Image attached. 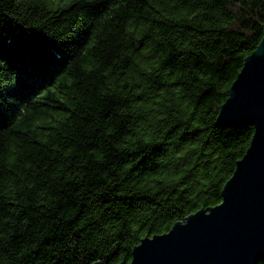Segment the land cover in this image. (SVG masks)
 I'll list each match as a JSON object with an SVG mask.
<instances>
[{
  "label": "trees",
  "instance_id": "obj_1",
  "mask_svg": "<svg viewBox=\"0 0 264 264\" xmlns=\"http://www.w3.org/2000/svg\"><path fill=\"white\" fill-rule=\"evenodd\" d=\"M0 10L13 25L0 27V264L76 250L129 264L144 238L221 203L254 129L216 117L261 42L264 0Z\"/></svg>",
  "mask_w": 264,
  "mask_h": 264
},
{
  "label": "water",
  "instance_id": "obj_2",
  "mask_svg": "<svg viewBox=\"0 0 264 264\" xmlns=\"http://www.w3.org/2000/svg\"><path fill=\"white\" fill-rule=\"evenodd\" d=\"M216 124L254 129L249 147L223 186L225 203L188 215L168 233L144 238L134 247L129 264L264 262V27L261 42L245 58Z\"/></svg>",
  "mask_w": 264,
  "mask_h": 264
},
{
  "label": "snow or ice",
  "instance_id": "obj_3",
  "mask_svg": "<svg viewBox=\"0 0 264 264\" xmlns=\"http://www.w3.org/2000/svg\"><path fill=\"white\" fill-rule=\"evenodd\" d=\"M56 2H59V0H56ZM75 2L77 4H79L80 0H75ZM84 2L89 4V5H92V4L96 3V0H84ZM106 6H107L106 4H100L98 7L91 8L90 11L92 13L99 14L100 12L104 11ZM5 25L13 28V25H12L11 21L9 20V18L3 13L2 10H0V27H3ZM78 39H81V38L77 37V40ZM76 42H77L76 40L69 41L65 46L70 47L72 44H75ZM48 43H54V41H48ZM22 84H23V81H22L21 76H20V77H18V83H17L16 89L14 91L20 89L22 87ZM221 203L223 205L225 203V201L222 200ZM217 208H219V206H217ZM66 255H67V264H87V262L85 261V255L86 254H83L82 250H76V251H73L70 253L66 252ZM88 259L93 260V264H95L93 257L89 256Z\"/></svg>",
  "mask_w": 264,
  "mask_h": 264
},
{
  "label": "bare ground",
  "instance_id": "obj_4",
  "mask_svg": "<svg viewBox=\"0 0 264 264\" xmlns=\"http://www.w3.org/2000/svg\"><path fill=\"white\" fill-rule=\"evenodd\" d=\"M251 141V140H250Z\"/></svg>",
  "mask_w": 264,
  "mask_h": 264
}]
</instances>
